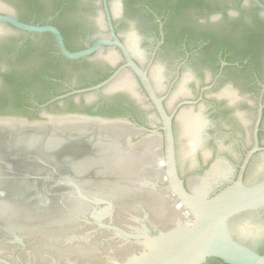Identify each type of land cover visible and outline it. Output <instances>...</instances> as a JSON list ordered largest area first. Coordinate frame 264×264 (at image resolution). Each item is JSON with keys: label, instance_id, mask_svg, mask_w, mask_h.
<instances>
[{"label": "water", "instance_id": "water-1", "mask_svg": "<svg viewBox=\"0 0 264 264\" xmlns=\"http://www.w3.org/2000/svg\"><path fill=\"white\" fill-rule=\"evenodd\" d=\"M118 1L110 0L114 16L119 15ZM251 1L264 10L259 0ZM98 4L81 0L72 16L99 15L90 8ZM105 12L108 16L106 6ZM130 16L122 33L129 44L130 34L140 28ZM0 20L28 32L51 33L59 53L70 60L102 46H117L151 99L162 131L138 141L126 118L45 111L39 120L0 117V264H202L207 258L264 264V255L251 248L264 244L259 213L264 208V153L252 162L243 181L257 151L261 107L254 146L235 181L210 196L215 182L227 175L223 163L215 162L205 177L188 180L186 186L180 176L195 165L194 153L203 142L201 116L178 117L176 153L171 117L112 28L113 40L99 39L87 49L69 52L52 26H28L4 16ZM116 74L73 93L88 97L105 85H110L107 91L131 90L124 77L109 83ZM70 78L81 79L77 74ZM152 123L157 126L156 118ZM73 143L83 146L64 147L71 161L60 163L56 156L61 147Z\"/></svg>", "mask_w": 264, "mask_h": 264}, {"label": "flooded vegetation", "instance_id": "flooded-vegetation-1", "mask_svg": "<svg viewBox=\"0 0 264 264\" xmlns=\"http://www.w3.org/2000/svg\"><path fill=\"white\" fill-rule=\"evenodd\" d=\"M8 1L0 0V16L28 26L56 28L69 52L87 49L99 39L113 40L112 28L171 117L176 153L178 117L182 113L201 116L203 142L194 153L195 165L180 174L185 186L188 180L205 177L215 162L224 164L227 175L215 182L210 196L235 181L246 153L254 146L253 130L261 107L257 151L245 169V182L250 165L264 153L263 9L251 0H119V15L114 16L110 0H99L90 7L99 10V15L74 17L81 0ZM259 2L264 5V0ZM127 14L140 27L130 34L131 44L122 35ZM125 65L117 46H102L89 56L70 60L59 53L51 33L28 32L0 20V117L39 120L43 111L85 113L128 119L136 134L141 132L134 135L138 141L161 135L151 99L137 74ZM115 73L109 83L124 77L131 90L107 91L110 85H105L87 93L92 94L88 97L73 93L95 87ZM73 74L81 79L73 82ZM80 146L67 144L56 157L60 163L70 162L63 148ZM259 213L264 218V208ZM251 248L264 255V244ZM202 264L225 263L207 258Z\"/></svg>", "mask_w": 264, "mask_h": 264}]
</instances>
